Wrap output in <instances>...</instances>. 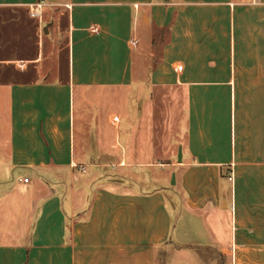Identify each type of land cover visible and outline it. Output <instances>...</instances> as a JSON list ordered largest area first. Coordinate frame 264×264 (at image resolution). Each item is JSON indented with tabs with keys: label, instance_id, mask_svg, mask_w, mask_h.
I'll return each mask as SVG.
<instances>
[{
	"label": "crops",
	"instance_id": "crops-1",
	"mask_svg": "<svg viewBox=\"0 0 264 264\" xmlns=\"http://www.w3.org/2000/svg\"><path fill=\"white\" fill-rule=\"evenodd\" d=\"M0 264H264V0H0Z\"/></svg>",
	"mask_w": 264,
	"mask_h": 264
},
{
	"label": "built area",
	"instance_id": "built-area-1",
	"mask_svg": "<svg viewBox=\"0 0 264 264\" xmlns=\"http://www.w3.org/2000/svg\"><path fill=\"white\" fill-rule=\"evenodd\" d=\"M24 180H25V181H28V180H29V178L25 177V178H24Z\"/></svg>",
	"mask_w": 264,
	"mask_h": 264
}]
</instances>
